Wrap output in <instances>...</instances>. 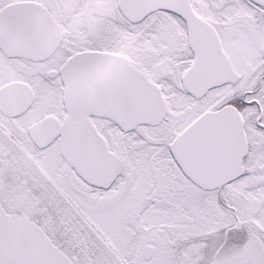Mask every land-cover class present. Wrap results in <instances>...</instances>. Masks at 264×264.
Wrapping results in <instances>:
<instances>
[{
  "label": "snow or ice",
  "instance_id": "1",
  "mask_svg": "<svg viewBox=\"0 0 264 264\" xmlns=\"http://www.w3.org/2000/svg\"><path fill=\"white\" fill-rule=\"evenodd\" d=\"M0 264H264V0H0Z\"/></svg>",
  "mask_w": 264,
  "mask_h": 264
}]
</instances>
